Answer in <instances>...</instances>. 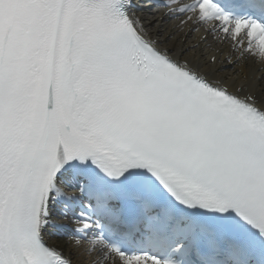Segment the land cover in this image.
<instances>
[{
	"label": "snow or ice",
	"instance_id": "1",
	"mask_svg": "<svg viewBox=\"0 0 264 264\" xmlns=\"http://www.w3.org/2000/svg\"><path fill=\"white\" fill-rule=\"evenodd\" d=\"M0 264H264V0H0Z\"/></svg>",
	"mask_w": 264,
	"mask_h": 264
},
{
	"label": "bare ground",
	"instance_id": "2",
	"mask_svg": "<svg viewBox=\"0 0 264 264\" xmlns=\"http://www.w3.org/2000/svg\"><path fill=\"white\" fill-rule=\"evenodd\" d=\"M157 11H158V13H164V12H166L167 10H166L165 8H158ZM168 23L174 25V24L176 23V21H170V22H168Z\"/></svg>",
	"mask_w": 264,
	"mask_h": 264
}]
</instances>
